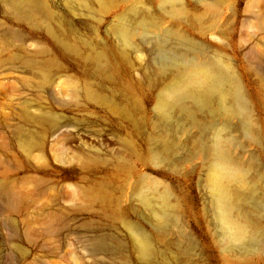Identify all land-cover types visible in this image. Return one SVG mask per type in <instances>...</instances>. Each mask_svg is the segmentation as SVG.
Segmentation results:
<instances>
[{"label": "rangeland", "instance_id": "1", "mask_svg": "<svg viewBox=\"0 0 264 264\" xmlns=\"http://www.w3.org/2000/svg\"><path fill=\"white\" fill-rule=\"evenodd\" d=\"M42 1L44 16L23 19L0 0V183L14 196L0 200V264H147L120 213L152 236L156 264H264L221 248L204 151L226 130L264 204V0H172L177 12L167 0ZM122 17L128 45L114 28ZM183 39L229 64L256 139L236 118L197 112L193 124L176 112L168 125L156 110L176 73L159 52H182ZM143 175L178 216L165 237L133 195Z\"/></svg>", "mask_w": 264, "mask_h": 264}, {"label": "bare ground", "instance_id": "2", "mask_svg": "<svg viewBox=\"0 0 264 264\" xmlns=\"http://www.w3.org/2000/svg\"><path fill=\"white\" fill-rule=\"evenodd\" d=\"M167 2L172 11L180 10L174 1L167 0ZM9 10L16 17L31 19L44 16L47 7L42 0H9ZM114 28L122 44L128 45L131 42L132 29L126 19L122 17ZM183 42L186 48L182 52H168L162 49L159 52L161 64L174 68L176 72L171 86L157 100L156 110L159 114L168 122V125L176 123L174 120L176 112L180 113V119L184 118L193 124L196 123L197 112L211 117L221 116L228 121L236 118L244 135L250 139H256L253 138V121L229 64L221 58L200 59L198 56L200 48L186 39H183ZM214 120L216 121L213 119L212 123ZM211 128L217 130V128ZM212 138L211 142L204 145V151L210 157L208 173L210 212L213 218L212 223L219 235V244L225 252L249 255L248 258L253 253L264 254V225L262 224L264 204L260 200L257 188L258 181L261 180L260 175L251 163L242 162L233 153L232 136L230 138L226 130L216 132ZM153 159L159 158L157 156ZM140 185L142 188L133 194L134 197L150 213L154 220L151 225L156 233L160 237L167 236L172 231L170 228L175 227L178 222L176 219L178 216H175V210L172 209L169 201L168 191L165 188L159 191L156 183L146 176L140 180ZM13 199L11 189L0 183V200L9 205ZM118 220L129 233L140 260L147 264H156L159 252L152 236L138 225L126 221L121 213L118 215ZM117 247L122 250V246L117 245ZM106 249L107 239L93 240V252L103 253ZM189 254L190 247L186 246L185 255Z\"/></svg>", "mask_w": 264, "mask_h": 264}]
</instances>
